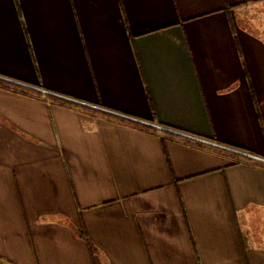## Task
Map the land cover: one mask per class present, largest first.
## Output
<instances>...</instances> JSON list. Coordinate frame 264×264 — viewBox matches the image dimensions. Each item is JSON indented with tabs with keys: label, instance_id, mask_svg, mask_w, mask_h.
Listing matches in <instances>:
<instances>
[{
	"label": "crops",
	"instance_id": "obj_1",
	"mask_svg": "<svg viewBox=\"0 0 264 264\" xmlns=\"http://www.w3.org/2000/svg\"><path fill=\"white\" fill-rule=\"evenodd\" d=\"M0 263L264 264V0H0Z\"/></svg>",
	"mask_w": 264,
	"mask_h": 264
},
{
	"label": "built area",
	"instance_id": "obj_2",
	"mask_svg": "<svg viewBox=\"0 0 264 264\" xmlns=\"http://www.w3.org/2000/svg\"><path fill=\"white\" fill-rule=\"evenodd\" d=\"M236 152H239V151H236ZM242 154H245V153H243V152H241ZM255 158H257V159H259L258 157H255Z\"/></svg>",
	"mask_w": 264,
	"mask_h": 264
},
{
	"label": "trees",
	"instance_id": "obj_3",
	"mask_svg": "<svg viewBox=\"0 0 264 264\" xmlns=\"http://www.w3.org/2000/svg\"><path fill=\"white\" fill-rule=\"evenodd\" d=\"M1 264V263H0Z\"/></svg>",
	"mask_w": 264,
	"mask_h": 264
}]
</instances>
